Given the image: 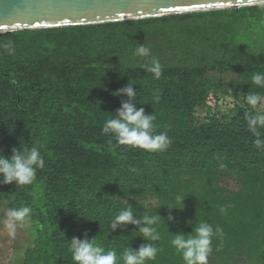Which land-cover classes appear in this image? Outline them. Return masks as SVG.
<instances>
[{
  "label": "trees",
  "instance_id": "16d2710c",
  "mask_svg": "<svg viewBox=\"0 0 264 264\" xmlns=\"http://www.w3.org/2000/svg\"><path fill=\"white\" fill-rule=\"evenodd\" d=\"M142 43L159 59L160 79L133 54ZM257 72L264 5L0 34V152L39 145L45 160L32 185L0 184L5 207L33 208L21 264H73V237L96 236L118 255L136 249L144 241L134 226L109 225L126 204L143 215L145 202L165 219L149 264H182L169 233H190L200 220L223 232L208 264H264V151L247 129L245 112L254 111L243 96L264 94L251 84ZM128 80L138 107L156 115L155 131L171 140L166 151L121 146L103 133L123 99L114 92ZM225 98L245 107L212 114L209 101ZM176 195L184 207L169 210Z\"/></svg>",
  "mask_w": 264,
  "mask_h": 264
},
{
  "label": "clouds",
  "instance_id": "9594fccd",
  "mask_svg": "<svg viewBox=\"0 0 264 264\" xmlns=\"http://www.w3.org/2000/svg\"><path fill=\"white\" fill-rule=\"evenodd\" d=\"M5 51L11 53V43L4 45ZM142 60L141 67L151 74L153 79H160L162 66L155 56L152 55L150 47L143 43L138 44L134 53ZM251 84L257 88H264V72L254 73ZM133 82L128 80L126 86L115 91V96L122 97L120 107L111 118L104 122L102 131L105 135L115 138L121 146L141 149L147 152L166 151L171 140L166 132H156V115L146 113L143 107H138L136 102L137 89ZM99 86L100 80H99ZM246 104L255 112L246 111L245 121L248 131L254 137V145L257 149L264 151V110L259 106L264 103V94L258 92H247L243 94ZM126 97V98H125ZM153 102L158 103L159 95L153 96ZM45 167V160L41 155L40 146L13 148L10 156L0 152V184H12L16 186L32 185L37 179V171ZM133 171H135L133 169ZM185 196L176 195L174 205L169 210H182ZM178 205V207L176 206ZM161 205L157 206L160 207ZM145 212L137 216L134 207L126 204L118 214L114 215L110 222L111 231L123 230L127 225H132L141 234L142 243L138 248L131 246L124 248L118 255L115 248L106 249L97 242L96 236L92 239L73 237L69 242V251L73 264H149L155 260L158 248L156 241L161 239L160 224L162 220L159 215L150 214V203L143 204ZM156 208V209H157ZM224 210L221 209V212ZM33 208L31 205L21 204L19 206L6 207L0 224L3 225L6 234L10 238L17 235L19 229L27 228L32 223ZM172 216L167 217V223L171 222ZM169 233V232H168ZM223 232L219 227L214 228L210 223L200 220L192 226L190 233H169L170 245L181 257L182 264H208V257L213 251L212 242L214 238L222 237Z\"/></svg>",
  "mask_w": 264,
  "mask_h": 264
},
{
  "label": "water",
  "instance_id": "95a60500",
  "mask_svg": "<svg viewBox=\"0 0 264 264\" xmlns=\"http://www.w3.org/2000/svg\"><path fill=\"white\" fill-rule=\"evenodd\" d=\"M264 5V0H0V34Z\"/></svg>",
  "mask_w": 264,
  "mask_h": 264
},
{
  "label": "rangeland",
  "instance_id": "374dc122",
  "mask_svg": "<svg viewBox=\"0 0 264 264\" xmlns=\"http://www.w3.org/2000/svg\"><path fill=\"white\" fill-rule=\"evenodd\" d=\"M209 105L212 108L211 113L219 117L229 115L234 110L235 106L245 107V104L240 101L235 102L231 98L221 99L219 102L211 99ZM259 108L264 110V104L261 103ZM253 111L255 112L256 110L253 109ZM198 116L201 119L205 118L207 116V110L199 112ZM5 209L6 207L0 201V219L3 218ZM29 228L30 225L27 228L19 229L17 235L14 238H10L7 236L3 225L0 224V264H21V253L28 247L30 242Z\"/></svg>",
  "mask_w": 264,
  "mask_h": 264
}]
</instances>
